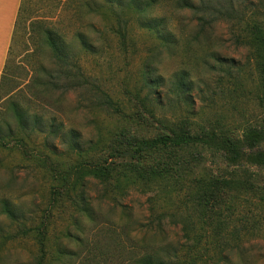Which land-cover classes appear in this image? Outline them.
Returning <instances> with one entry per match:
<instances>
[{
	"label": "trees",
	"instance_id": "1",
	"mask_svg": "<svg viewBox=\"0 0 264 264\" xmlns=\"http://www.w3.org/2000/svg\"><path fill=\"white\" fill-rule=\"evenodd\" d=\"M28 1L22 0L15 32ZM55 1L74 12L81 23L74 37L92 56L113 49L111 40L115 51L128 52L136 28L164 45H174L183 38L205 39L225 25L236 45L249 52L262 116L232 129L220 123L195 128L188 118L175 121L155 109L154 102L164 98L159 88L165 81L151 76L144 96L143 90L129 93L132 108L106 92L99 97L100 106L116 116L120 129L85 150L78 132L66 131L55 118L47 122L30 107L10 100L6 115L18 127L14 131L0 114V146L17 147L25 159L43 169L53 182V197L39 214L30 215L23 213L17 201H0L13 226L10 233L0 231V264L5 245L24 241L33 243L36 250L30 251L27 261L11 264H257L243 238L260 234V221L252 209L264 210V0ZM42 29L54 61L39 77H45L38 82L42 94L67 93L87 85L82 65L68 54L66 36L54 28ZM90 33L98 37L97 42ZM218 61L222 65L223 59ZM229 67L225 72L232 77L235 66ZM187 77L185 72L178 74L172 92L193 108V86ZM148 127L156 129L153 137L138 132ZM40 135H45L42 147H31ZM57 141L69 144L75 156L72 164L62 165L57 159ZM88 178L104 186L105 200L122 208L125 219L117 228L107 224L106 215L95 208L85 190ZM177 185L189 196L182 204L161 206L145 230L131 228L133 214L123 204L126 197L118 195L125 196L133 188L163 195L165 187ZM173 190L165 195L179 191ZM172 198L158 195L154 203ZM59 202L60 208L68 204L72 209L66 217L55 215L60 213L55 210ZM167 221L181 227L182 242L170 240ZM55 225L60 227L57 233Z\"/></svg>",
	"mask_w": 264,
	"mask_h": 264
},
{
	"label": "rangeland",
	"instance_id": "2",
	"mask_svg": "<svg viewBox=\"0 0 264 264\" xmlns=\"http://www.w3.org/2000/svg\"><path fill=\"white\" fill-rule=\"evenodd\" d=\"M42 27L57 29L66 36L68 54L74 57L73 59L77 58L82 65L84 75L89 81L87 85L67 93L57 91L42 94L38 85L40 79L45 78H39L45 76L42 69L54 65L52 51L46 42ZM80 27L81 23L74 17V12L62 3L55 0L27 2L0 83V114L14 131L17 130V123L6 115L10 100L19 101L25 108L30 107V111L43 116L47 122L55 118L56 124L63 123L66 131L78 132L80 141L87 150L92 142L109 139L121 125L111 111L100 106L99 97L106 92L128 109L131 107L128 102L129 93L143 90L144 96L148 91L146 80L151 76L163 77L165 81L163 87L159 88L164 98H160L159 104L154 102L155 109L175 121L188 118L195 123V128L197 125L220 123L232 129L243 125L247 120L262 116L257 102V77L248 59L249 52L236 45L225 25L216 27L213 34L205 39L183 38L174 45H164L152 34L136 28L131 33L128 52L115 51V42L111 40L113 49H108L99 56L89 55L82 50L74 37L76 29ZM89 37L95 39V42L98 40L93 33H90ZM218 58L223 59L222 65L219 64ZM231 60L235 62L232 63ZM230 65L235 66L232 68V77L225 72L230 70ZM181 72L187 73V80L193 86L190 94L193 108L172 92L176 78ZM138 132L153 137L156 129L139 128ZM44 136L34 137L31 147L41 148L40 143ZM70 142L71 137H68V143ZM68 143L65 145L57 141V159L62 165L72 164L75 160ZM100 148L101 146L98 147ZM94 152L96 150L89 153L88 157ZM52 184L45 171L25 159L17 147L0 146V201H17L24 214H39L53 197ZM165 188L163 192L166 193L173 189L179 191L175 190L172 195H161L156 190L143 192L141 188H133L125 196L118 195L126 197L123 204L133 214L131 228L145 230L148 221L154 219L157 211H162L161 206L174 207L173 204L180 205L189 197L182 190V185ZM85 190L92 198L95 208L106 215L107 224L117 228L118 223L125 219V215L122 208L115 207L112 202L104 199V186L88 178ZM158 195L173 198L168 202L154 203V197ZM246 199L254 201L253 198ZM248 201L245 200L243 204L247 205ZM61 206L59 202L55 210L60 213L55 214L56 216L61 214L66 217L71 213L72 209L68 204L60 208ZM252 210L260 221V236L246 235L243 239L252 248L253 260L257 264H264V210ZM180 228L166 222V230L173 243L183 241ZM59 229V225L53 226L55 233ZM12 230L13 226L0 204V231L7 234ZM229 238L232 239V236ZM31 250H36V247L28 241L7 244L1 252L4 260L2 264L25 262L30 258Z\"/></svg>",
	"mask_w": 264,
	"mask_h": 264
},
{
	"label": "crops",
	"instance_id": "3",
	"mask_svg": "<svg viewBox=\"0 0 264 264\" xmlns=\"http://www.w3.org/2000/svg\"><path fill=\"white\" fill-rule=\"evenodd\" d=\"M22 0H0V83L12 46Z\"/></svg>",
	"mask_w": 264,
	"mask_h": 264
}]
</instances>
